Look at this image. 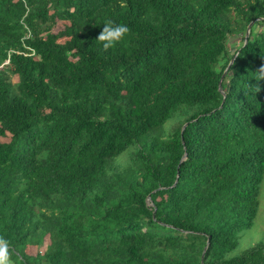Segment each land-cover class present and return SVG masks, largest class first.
<instances>
[{"label":"trees","instance_id":"trees-1","mask_svg":"<svg viewBox=\"0 0 264 264\" xmlns=\"http://www.w3.org/2000/svg\"><path fill=\"white\" fill-rule=\"evenodd\" d=\"M259 27L261 0H0L9 264H264L230 256L264 181Z\"/></svg>","mask_w":264,"mask_h":264},{"label":"rangeland","instance_id":"rangeland-1","mask_svg":"<svg viewBox=\"0 0 264 264\" xmlns=\"http://www.w3.org/2000/svg\"><path fill=\"white\" fill-rule=\"evenodd\" d=\"M61 30H63V23L58 22L57 25L53 28V33H58ZM264 30V27H259L257 29L258 32H261ZM244 35H239L238 37L231 40L232 43L236 42L239 43L241 40H243ZM246 40V39H245ZM237 46L232 47V53H235ZM13 82L17 83V78H13ZM173 122H168L166 125V130H170V127L172 126ZM10 135H7V137H0V142L6 144L10 142ZM129 159V155L125 156L121 159V161L126 162ZM260 200V207L257 214V217L255 219L254 225L250 230L245 231L240 239L239 247L230 255L231 257H237L241 255L245 250L250 249L251 247L255 246L256 244H259L261 242L264 243V181L261 185V191L259 195ZM45 246L42 248L37 247H29L27 249V253L29 255H36L39 252H42L47 245L49 244V239L45 240Z\"/></svg>","mask_w":264,"mask_h":264},{"label":"clouds","instance_id":"clouds-1","mask_svg":"<svg viewBox=\"0 0 264 264\" xmlns=\"http://www.w3.org/2000/svg\"><path fill=\"white\" fill-rule=\"evenodd\" d=\"M261 2L264 3V0H261ZM102 25L103 27L96 40L100 42L103 49L112 47L128 32V28L124 24L107 21ZM261 72L264 73V69H261ZM0 264H9V253L5 244H0Z\"/></svg>","mask_w":264,"mask_h":264},{"label":"water","instance_id":"water-1","mask_svg":"<svg viewBox=\"0 0 264 264\" xmlns=\"http://www.w3.org/2000/svg\"><path fill=\"white\" fill-rule=\"evenodd\" d=\"M254 23H255V22H251L250 25H249L248 28H247V31H246V33H245V39H246V42H247V39L249 38L250 31H251V28H252V26L254 25ZM235 57H236V56H235ZM235 57H234V58L232 59V61L230 62L228 68L226 69V71L224 72V74H223V76H222V78H221V80H220L219 88H220V91H221V92H222V88H221L222 81H223L224 77L226 76L227 71L229 70V68H230L231 65L233 64V62H234V60H235ZM7 63H8V62H7ZM186 127H187V124H185V125L183 126L182 133H183V131L186 129ZM185 158H186V155H185V157L183 158V160H184ZM176 183H177V182H176ZM176 183L174 184V186L176 185ZM174 186H173V187H174ZM148 200H150V197H149ZM150 205L153 206V204H150Z\"/></svg>","mask_w":264,"mask_h":264}]
</instances>
